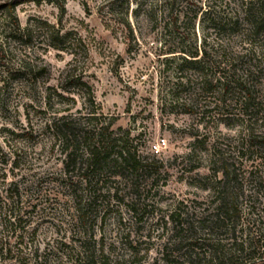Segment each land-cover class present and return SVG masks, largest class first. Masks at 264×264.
<instances>
[{
	"label": "rangeland",
	"instance_id": "1",
	"mask_svg": "<svg viewBox=\"0 0 264 264\" xmlns=\"http://www.w3.org/2000/svg\"><path fill=\"white\" fill-rule=\"evenodd\" d=\"M6 2L0 0V264L209 259V239L232 237L202 224L216 204L221 161L241 185L237 239L263 242L264 55L246 35L217 33L191 18L200 4L230 13L235 0ZM193 45L206 78L224 73L229 92L205 89L202 76L178 69L179 52H168ZM249 61L261 69L254 76L246 74ZM178 78L190 83L174 98ZM240 85L252 86L256 108L243 107ZM61 115L84 131L110 122L108 143L117 151L124 139L141 168L95 174L79 157L65 169L47 126Z\"/></svg>",
	"mask_w": 264,
	"mask_h": 264
},
{
	"label": "trees",
	"instance_id": "2",
	"mask_svg": "<svg viewBox=\"0 0 264 264\" xmlns=\"http://www.w3.org/2000/svg\"><path fill=\"white\" fill-rule=\"evenodd\" d=\"M45 0H7L6 5L10 8L24 3L33 2L40 3ZM236 7L230 13L214 14V8L211 5L204 7L200 4L193 10L192 20L205 22L207 26L217 31V33L246 35L248 40L258 42L259 49L264 55V0H235ZM226 3V2H225ZM14 25L18 26L16 17L13 19ZM58 34V33H57ZM63 35H57V41L63 40ZM61 50L60 47H52ZM179 52L178 69L188 68L195 74L202 76L203 85L206 89L217 86L222 95L229 92V81L224 77V73L218 75L214 79H207L203 74L204 64L202 56H199L200 50L196 45L190 49H180L179 51H171L168 53ZM258 63L249 61L246 69L247 75L260 72ZM255 72V73H254ZM257 78V76H256ZM189 79L178 78V82L172 91V97H177V88L179 86H188ZM85 85V84H84ZM86 86V85H85ZM242 92V104L245 109L256 108L258 99L251 87L240 85ZM88 90V102L94 104L92 93ZM240 92V93H241ZM59 98H64L61 93H56ZM111 123L102 126L98 131L82 130L71 115H61L53 117L47 124L50 130V136L61 148L63 154L62 163L65 169L74 166L76 160L80 157V162H84V166L91 172L98 174L105 169L115 167H126L132 172H136L141 165L135 156L129 152L126 147V141L123 139L122 147L115 151L114 146L108 143L111 133H107ZM127 136V132L125 134ZM85 150L86 156L82 158L81 152ZM224 161L220 162V167L216 170L220 174L216 185L213 187V195L216 199L215 207L209 215L210 219L202 221L208 233L225 228L232 237L223 243L222 239L212 238L210 240L209 259L193 257L189 264H264V240L252 238L251 240H238L234 231L238 220V193L240 182L237 175L230 171ZM216 233V232H215ZM262 253L258 254L259 250ZM258 254V255H257Z\"/></svg>",
	"mask_w": 264,
	"mask_h": 264
},
{
	"label": "built area",
	"instance_id": "3",
	"mask_svg": "<svg viewBox=\"0 0 264 264\" xmlns=\"http://www.w3.org/2000/svg\"><path fill=\"white\" fill-rule=\"evenodd\" d=\"M160 141H161V142H163V141H164V139H160Z\"/></svg>",
	"mask_w": 264,
	"mask_h": 264
}]
</instances>
